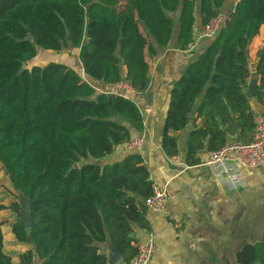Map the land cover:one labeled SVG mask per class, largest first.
Here are the masks:
<instances>
[{"label": "trees", "instance_id": "obj_1", "mask_svg": "<svg viewBox=\"0 0 264 264\" xmlns=\"http://www.w3.org/2000/svg\"><path fill=\"white\" fill-rule=\"evenodd\" d=\"M225 1L0 0V162L31 217L24 227L19 203H10L13 219L0 220V264H108L107 241L127 261L136 253L132 225L140 224V196L150 193L143 159L133 149L118 161L104 158L143 130L145 51L154 58L173 40L187 49L196 21L203 27ZM226 13L229 20L205 37L207 47L170 94L161 141L166 156L178 151L167 131L183 129L193 112L202 120L186 141L187 166L201 162L202 137L215 150L231 132L239 141L254 128L243 87L264 0H235ZM38 49H76L87 80L57 61L28 66ZM260 54L257 92L264 95V49ZM97 82H126L134 93L97 91L91 84ZM3 222L14 243L26 246L16 262L4 250ZM234 256L238 264H264L263 243L246 242Z\"/></svg>", "mask_w": 264, "mask_h": 264}, {"label": "crops", "instance_id": "obj_2", "mask_svg": "<svg viewBox=\"0 0 264 264\" xmlns=\"http://www.w3.org/2000/svg\"><path fill=\"white\" fill-rule=\"evenodd\" d=\"M234 2L235 0H226L222 10L229 11ZM194 28L195 39L187 49L177 48L173 40L167 48L159 50L154 58L148 51L144 53L148 69L146 90L141 98L138 97L143 130L135 136L140 142L138 149L134 150L143 159L141 175L145 184H156L167 192L163 212L146 209L142 204L143 196H140V224L132 225L131 247L137 250L138 244L146 241L148 233L154 235L156 249L146 264H238L234 255L244 243L261 241L264 246V164L254 169L241 170L237 183H219L213 175V169L205 164L211 150L207 147L208 137H202L203 148L198 154L201 162L187 166L184 161L187 138L190 131L199 127L202 122L200 116L193 118L194 112L183 129L167 131L176 140L177 154L168 157L161 148L174 83L186 65L194 61L208 45L199 21H196ZM263 49L264 25L247 46L249 76L243 87L254 119L259 117L264 121V95H258L260 76L257 72ZM68 50L59 53L62 57L60 62L72 67L87 80L79 63L77 50L73 49L79 70L71 65L74 56L68 57ZM91 84L97 91L114 92L116 89L115 85L100 82ZM262 91L264 89L260 90ZM220 127L222 128L221 124ZM236 136L232 132L228 134L226 143L237 141ZM251 138L252 131L245 132L241 134L239 141L246 142ZM128 151L124 145L116 146L104 158V162L121 160ZM144 191L145 189L142 190ZM8 233L11 235L10 231ZM108 246L107 241L103 245L107 255ZM113 264H128V261L125 256H121Z\"/></svg>", "mask_w": 264, "mask_h": 264}, {"label": "built area", "instance_id": "obj_3", "mask_svg": "<svg viewBox=\"0 0 264 264\" xmlns=\"http://www.w3.org/2000/svg\"><path fill=\"white\" fill-rule=\"evenodd\" d=\"M229 20L226 12L218 11L203 26V36H213L220 26ZM116 93L128 96L134 93L126 83L115 84ZM139 139L131 138L123 145L126 149H138ZM176 160V159H175ZM206 165L213 169V175L219 183H237L239 173L245 170L257 168L264 164V121L255 117L252 138L249 141H235L225 143L208 153ZM167 192L156 184H150V193L143 197V206L154 212H163L166 208ZM156 249L154 235L147 234L146 241L138 244L136 253L128 260V264H146Z\"/></svg>", "mask_w": 264, "mask_h": 264}, {"label": "rangeland", "instance_id": "obj_4", "mask_svg": "<svg viewBox=\"0 0 264 264\" xmlns=\"http://www.w3.org/2000/svg\"><path fill=\"white\" fill-rule=\"evenodd\" d=\"M68 51L69 53H66L67 51L64 52L67 54L68 57H73L75 55L73 49H69ZM61 58L62 57H60L59 53L55 54L52 52L38 49L36 56L33 58L31 62L28 63V66L30 64L42 65L48 61L60 62ZM71 61H72L71 65L76 68L78 67L79 70L76 56H74L71 59ZM145 71L146 73H148L147 68H145ZM13 201L19 203L18 216L20 217L21 220H24L27 216L25 198L23 197L22 193L12 185L11 180L7 177V174L0 162V205H5L7 207L6 209L0 210V220L6 219V221H10L11 219H13V213L11 212V209L8 208L10 206V203H12ZM7 223L8 222H3L2 225L4 250L8 251L7 253L11 255L13 261H16L17 254L20 253L22 249H25L26 246L14 243L13 236L8 233L9 227Z\"/></svg>", "mask_w": 264, "mask_h": 264}, {"label": "water", "instance_id": "obj_5", "mask_svg": "<svg viewBox=\"0 0 264 264\" xmlns=\"http://www.w3.org/2000/svg\"><path fill=\"white\" fill-rule=\"evenodd\" d=\"M96 1L97 0H92V2H96ZM74 166H76V165L74 164ZM25 201H26L27 216H26V218L24 220H21L20 217H19V221L22 223V225L24 227H30L31 226V217H30V212H29V209H28V203H27V199L26 198H25ZM130 237H133L132 233L130 234ZM263 248H264V246H263ZM108 250H109L108 255H107L108 264H113V263H115L116 261H118L121 258L122 254H121L119 249L114 244L109 242Z\"/></svg>", "mask_w": 264, "mask_h": 264}]
</instances>
